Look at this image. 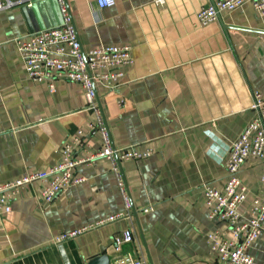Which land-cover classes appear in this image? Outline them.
Here are the masks:
<instances>
[{
  "label": "crops",
  "instance_id": "1",
  "mask_svg": "<svg viewBox=\"0 0 264 264\" xmlns=\"http://www.w3.org/2000/svg\"><path fill=\"white\" fill-rule=\"evenodd\" d=\"M12 1L0 10V184L48 169L78 129L83 143L76 158L101 144L89 129L95 113L83 88L58 77L50 91L46 81L30 79L15 42L61 24L57 1ZM212 1L115 0L99 8L96 0H67L84 51L132 46L134 61L118 86L97 85L95 101L115 147L152 154L120 161L130 209L105 157L78 164L74 174L83 180L51 203L42 200L39 180L22 185L0 218V264H88L108 244L110 264L127 253L147 264L210 257L207 234H227V224L209 218L203 187L223 186L228 148L255 114L252 92L264 93V17L245 3L198 26L197 11ZM261 171L262 162L250 159L239 172L248 188L242 213L261 187ZM84 226L90 228L56 242ZM127 228L133 242L115 253L112 239ZM249 251L253 264H264V231Z\"/></svg>",
  "mask_w": 264,
  "mask_h": 264
},
{
  "label": "built area",
  "instance_id": "2",
  "mask_svg": "<svg viewBox=\"0 0 264 264\" xmlns=\"http://www.w3.org/2000/svg\"><path fill=\"white\" fill-rule=\"evenodd\" d=\"M62 22L27 33L15 39L18 51L23 59L27 76L32 80H44L50 91L54 90V79L64 77L78 83L84 90L88 107L95 113V120L89 123V129L97 131L101 144L97 151L82 157L74 156V149L82 146L83 131L78 129L68 141L62 143L59 160L48 169L36 171L0 184V218L11 210V202L19 193L22 185L35 180L41 182L40 195L44 202L51 203L66 188L83 180L74 174L75 167L98 157L107 158L115 174L116 182L122 194L125 206L130 209V198L126 190L120 161H138L152 154L151 148L137 150L133 146L117 148L113 145L102 109L96 104V86L114 90L124 74V68L133 63L132 46L128 43L100 45L84 51L79 41L67 0H56ZM162 2V0H157ZM115 0H96L99 8L110 7ZM245 3L264 17V0H213L201 7L196 13V24L206 25L215 21L221 12L232 11ZM15 4L12 0H0V10ZM252 109L255 114L238 137L232 141L224 160L226 181L216 188L205 184L204 199L209 208L208 216L227 224V234L214 230L207 234L210 257L197 264H253L250 247L264 231V93L252 92ZM124 102L118 101L122 106ZM250 159L262 162L259 177L260 189L242 213L240 205L248 192L239 172ZM115 217V216H114ZM113 216L109 219H113ZM90 226L80 227L62 233L56 242L73 238ZM130 228L124 229L112 239L115 253L126 244L133 242ZM117 264H147L146 260L127 253Z\"/></svg>",
  "mask_w": 264,
  "mask_h": 264
},
{
  "label": "water",
  "instance_id": "3",
  "mask_svg": "<svg viewBox=\"0 0 264 264\" xmlns=\"http://www.w3.org/2000/svg\"><path fill=\"white\" fill-rule=\"evenodd\" d=\"M135 217H137L136 211H133ZM109 245V244H108ZM107 245V246H108ZM107 246H103L100 248L99 254L93 256L89 261L88 264H110V257L105 252Z\"/></svg>",
  "mask_w": 264,
  "mask_h": 264
}]
</instances>
